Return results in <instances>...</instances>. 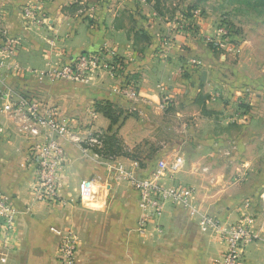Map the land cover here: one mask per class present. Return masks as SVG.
<instances>
[{
	"label": "crops",
	"instance_id": "0c3cea01",
	"mask_svg": "<svg viewBox=\"0 0 264 264\" xmlns=\"http://www.w3.org/2000/svg\"><path fill=\"white\" fill-rule=\"evenodd\" d=\"M28 1L0 0V47L15 44L19 66L44 69L48 63H67L80 52L103 48L116 51L125 62L120 74L99 70L87 83H40L13 70L0 76V197L8 199L16 219L12 239H5L0 229V257H7L0 264H61L60 239L67 230L76 236L79 264H215L226 243L219 232L201 229L199 214L216 217L223 224L235 223L244 211L241 195L264 193V28L258 42L263 55L245 70L238 69L241 64L229 66L253 82L236 86L221 74L208 71L202 81L201 75L185 72L189 59L206 49L189 28L175 33L158 26L160 18L148 0L100 1L92 18L72 6L73 0H48L42 16L34 12L31 17L23 12ZM126 79L137 86L135 102L121 93ZM246 88L252 97L249 113L243 115L248 118L231 122L235 95ZM203 90L209 94L216 90L222 96L209 97L200 107L193 105L195 100H188L191 92ZM164 95L170 98L168 111L160 108ZM26 96L35 97L41 107H55L71 133L117 131L129 148L150 145L159 128L179 131L162 143L174 144L171 154L186 161L174 181L194 188L195 210L169 203L163 216L149 221L142 231L139 196L116 165L142 177L154 170V159H146L143 168L120 155L107 161L67 136L58 140L65 151L58 197L52 202L38 200L29 148L45 136L31 142L6 109ZM106 101L125 108L127 117L112 124L95 110L96 103ZM181 115L193 118L179 126L175 119L170 122L169 117ZM234 145L236 162L257 169L251 175L258 181L253 186L219 184L220 174L226 171L225 156L235 151ZM85 183L91 187L83 195ZM257 204L253 201L247 209L251 214L255 209L259 212L256 238L247 248L244 264H264V213L260 212L264 206Z\"/></svg>",
	"mask_w": 264,
	"mask_h": 264
},
{
	"label": "built area",
	"instance_id": "2783aa9c",
	"mask_svg": "<svg viewBox=\"0 0 264 264\" xmlns=\"http://www.w3.org/2000/svg\"><path fill=\"white\" fill-rule=\"evenodd\" d=\"M17 55L18 49L13 43H5L0 47V76L8 75L13 70L16 74L33 78L38 82L87 83L94 70H107L114 74L124 64L114 50L107 51L105 54L83 52L76 59L72 58L67 63H48L45 69L19 66L16 62ZM121 93L126 98H136L138 89L134 83L127 82L121 87ZM4 96L8 97L9 94L5 93ZM169 102L170 98L165 97L162 107L165 108ZM6 109L15 120L21 123V130L26 132L31 142L42 135L45 136L39 143L32 142L29 149L36 167L37 198L40 201H55L58 197L60 172L65 162V151L58 142L59 138L67 136L74 142L87 144L89 148L101 149L104 144L103 132L90 131L84 135L73 134L59 120L55 107H41L36 98L31 96L20 97L16 103H10ZM0 132H2V128H0ZM93 152L96 156L101 157L98 152ZM182 165L181 156L162 159L149 175L143 177H138L121 165L117 167L122 178L132 183L139 196L142 210L140 220L142 231L146 230L149 221L163 216L169 203L181 205L187 210H195L192 207L193 189L174 181ZM90 187V183L83 185V195L89 192ZM0 211L1 232L5 239H12L16 228L15 212L5 197H0ZM249 221L246 218L235 223L223 224L216 217H201L200 225L204 229L219 232L226 243V250L215 264H244L247 248L256 238ZM77 250L78 242L75 234L70 230L63 232L59 248L60 263L79 264L76 257ZM0 262L6 263L7 257L2 255Z\"/></svg>",
	"mask_w": 264,
	"mask_h": 264
},
{
	"label": "rangeland",
	"instance_id": "374dc122",
	"mask_svg": "<svg viewBox=\"0 0 264 264\" xmlns=\"http://www.w3.org/2000/svg\"><path fill=\"white\" fill-rule=\"evenodd\" d=\"M47 1L48 0H30L24 6L23 12L25 11L27 14H31V17H33L34 12H38L39 16H42ZM100 1L107 4L120 2V0H73L72 4L74 5H71L80 8L81 11H86L91 17L92 14L94 15L93 10L96 9ZM137 1L140 2L143 0ZM148 2L153 5V8H150L151 11L155 10L158 14V17L160 18V23H158V26H162V28H169L170 31L172 30L175 33L177 30H181L183 32L189 28L190 31L195 33V36L201 40L203 47L206 49L202 55H195V57L192 56V58L189 59L185 65V72L187 71L189 74L196 73L199 75V77L200 75L202 77V69H206L205 71L207 72V75L208 71L209 73L221 74L224 78H228L230 84L233 83L236 86L238 84L245 86L246 83H253L246 80L243 75H239L237 71L233 70L229 66H239V64H241L243 66L238 69L245 70L249 63H255V60H258L260 56L263 55V52L258 46V42L263 38V30L261 28H264V0H148ZM206 28H210V31H207ZM107 51L112 50L103 48L84 52L105 54ZM82 53L83 52H80L73 56V59H76ZM116 54L118 58H121L123 62H125L117 52ZM121 68L116 70V72L119 74L123 72ZM98 72L99 70L97 69L94 70L93 73L96 74ZM127 82L130 81L126 79L125 83ZM125 83L123 85H125ZM249 93L251 92H249V89L247 88L245 90L240 89L238 90V93H236L235 105H233L230 110V113H232V116L230 117L231 122L238 123L240 120L244 121V119L246 120V118H248L247 116L244 118L243 115L249 113L251 108V105L249 104L252 102V97L249 95ZM193 94L196 97H194ZM190 95L191 97L188 100H195L193 105L200 107L202 104L206 103V100L209 97H211V99L218 96L221 97L222 93L219 94L215 90L213 93L209 94L205 93L203 90L202 92H191ZM165 97L168 96L164 95L161 98L160 108L163 111H168L171 108V102H169L165 108L162 107L163 99ZM137 99L138 96L136 98L127 97L129 102H135ZM247 101L249 103H247ZM181 116L182 117L179 118L169 117V120L172 122V119H175V125L179 126L181 123H185L186 119L193 118L189 117L188 115ZM156 132L157 135L155 136V139L151 141L150 145L142 143L138 146H135L134 148H129L126 146L122 136H120L116 131L115 136L119 141L116 145L117 147L121 148L120 153L124 154L129 152L134 157L132 160L136 161L141 166V168L146 166V159H154V165L156 166L157 163L162 159H169L174 156H179L177 154H171L176 149L174 144L162 143L163 140L167 141L169 140L168 138L178 136L179 131L174 129V131L169 132L167 129L162 130L159 128ZM113 134L114 132H110L109 135L112 136ZM77 144H80L85 149L88 148L91 149V151L98 152L101 155V158H105L107 161L119 156L117 153L114 154L109 150L106 141L101 149L89 148L85 143ZM233 147L235 150L236 145ZM233 152H228V155L225 156L227 160L226 171L222 174V177L220 174V178L222 180L219 182V184L222 183L221 186L224 184L243 186L251 184V186H253V184H256L258 181L256 178L253 179L251 175H255L254 171L257 169L251 170L247 166L244 168L240 166L234 158L236 150ZM162 155H165V157L161 158ZM185 162L186 161L183 160V164H185ZM117 167L118 165H116V168ZM204 168L208 169L207 167ZM180 171L181 169L179 172ZM209 174H211L210 179H212V182H215L217 179L216 176L213 174V172H210ZM223 179L226 182H224ZM191 188L194 191V188ZM241 196V198L238 199L240 207L244 206V211L241 212V218L239 220H245L246 218L247 220H250L249 224L256 234L258 220L257 215L259 210L255 209L256 211L251 214L247 211V209L249 206L253 205V201L257 207V203H260L259 206H264V193H243ZM260 212L264 213L263 207ZM202 216L210 215L200 213L199 219H201ZM200 227L202 230H206L203 228V226L200 225Z\"/></svg>",
	"mask_w": 264,
	"mask_h": 264
},
{
	"label": "trees",
	"instance_id": "16d2710c",
	"mask_svg": "<svg viewBox=\"0 0 264 264\" xmlns=\"http://www.w3.org/2000/svg\"><path fill=\"white\" fill-rule=\"evenodd\" d=\"M95 110L97 112H100V113H103L106 117H108L112 124H117L119 123V121L124 117V119L127 117L128 115V112L127 110L124 108V109H120L118 107H116L115 105H113V103L109 102V101H106V102H103V103H96L95 104ZM110 132L113 133L112 130H109V133H106L103 132V140H104V143L106 141L107 143V147L109 148V150L111 152H113L114 154L117 153V155H123V156H126L128 158H131L133 159L134 157L129 153H120L121 151V148L120 147H117V143L119 142L118 139L116 138V131L114 132V134L112 136H110ZM109 135V136H108Z\"/></svg>",
	"mask_w": 264,
	"mask_h": 264
},
{
	"label": "water",
	"instance_id": "95a60500",
	"mask_svg": "<svg viewBox=\"0 0 264 264\" xmlns=\"http://www.w3.org/2000/svg\"><path fill=\"white\" fill-rule=\"evenodd\" d=\"M206 79H207V72L205 71V72H203V74H202L201 80H202V81H206Z\"/></svg>",
	"mask_w": 264,
	"mask_h": 264
}]
</instances>
